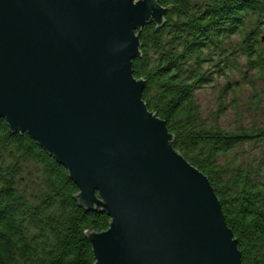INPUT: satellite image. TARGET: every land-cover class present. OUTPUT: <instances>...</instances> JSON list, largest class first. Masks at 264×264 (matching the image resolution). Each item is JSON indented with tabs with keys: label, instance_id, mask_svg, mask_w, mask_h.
Instances as JSON below:
<instances>
[{
	"label": "water",
	"instance_id": "obj_1",
	"mask_svg": "<svg viewBox=\"0 0 264 264\" xmlns=\"http://www.w3.org/2000/svg\"><path fill=\"white\" fill-rule=\"evenodd\" d=\"M158 0H0V117L106 214L94 264H243L209 177L174 147L134 75Z\"/></svg>",
	"mask_w": 264,
	"mask_h": 264
},
{
	"label": "trees",
	"instance_id": "obj_2",
	"mask_svg": "<svg viewBox=\"0 0 264 264\" xmlns=\"http://www.w3.org/2000/svg\"><path fill=\"white\" fill-rule=\"evenodd\" d=\"M166 23L145 26L134 75L143 98L167 122L174 147L210 179L238 240L243 264H264V161L256 169L221 162L264 129L229 132L201 115L196 92L217 71L246 66L264 79V0H158ZM215 72V71H214ZM68 170L28 134L0 117V264H94L87 233L109 227L106 214L75 199Z\"/></svg>",
	"mask_w": 264,
	"mask_h": 264
},
{
	"label": "rangeland",
	"instance_id": "obj_3",
	"mask_svg": "<svg viewBox=\"0 0 264 264\" xmlns=\"http://www.w3.org/2000/svg\"><path fill=\"white\" fill-rule=\"evenodd\" d=\"M262 44L264 49V40ZM240 61V70L220 72L205 64L204 68L213 73V81L196 92L202 117L234 133L244 128L264 129V79L259 78L256 71L249 70L246 58ZM220 160L256 169L264 161V135L244 140Z\"/></svg>",
	"mask_w": 264,
	"mask_h": 264
}]
</instances>
